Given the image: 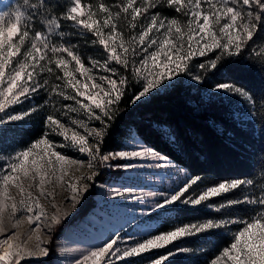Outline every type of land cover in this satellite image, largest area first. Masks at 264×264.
I'll list each match as a JSON object with an SVG mask.
<instances>
[{
  "label": "snow or ice",
  "instance_id": "6c2138e0",
  "mask_svg": "<svg viewBox=\"0 0 264 264\" xmlns=\"http://www.w3.org/2000/svg\"><path fill=\"white\" fill-rule=\"evenodd\" d=\"M165 9L170 10L169 14H165ZM69 23L73 35L84 38L96 48L102 61L90 57L85 63L77 44L65 39L64 28ZM258 40L264 44V0H16L14 6L7 5L6 11L0 10V112L7 115V120L0 117V124L37 112L38 106L20 115L8 114L7 109L32 100L42 92L46 95L39 107L59 96L64 101H74L90 120L100 124L89 127L84 120L69 117L68 122H63L56 115L48 114L43 120L42 134L7 157L0 155L3 160L0 163V264H22L26 259L48 257L50 248L42 236H47L51 244L49 234L69 214L55 203V188L70 192L63 203L71 202L74 208L79 203L78 198L101 175V168L136 170L138 175L143 169H160L175 174L178 181L168 192L141 190L137 193L126 187L100 184V188L108 189L107 200L104 192L100 193L99 204L105 211L123 208L127 201L144 204L148 197H159L153 199L148 208L141 209L143 215L168 211L175 206H201L225 196L218 207L213 204L207 207L217 213L235 209L248 215L232 218L228 214V218L180 224L158 234L148 233L140 239L124 238L121 229H114L107 239L74 256L69 264H137L128 258H143L179 239L219 230L227 231L231 238L210 255L206 264H264V183L258 185V195L249 194L257 187L251 178L223 180L201 187L204 178L189 175L167 155L146 146L135 132L129 141L135 146L130 150L127 146L115 152L102 150L110 122L118 111L114 106L126 95L130 80L113 65L120 66L124 72L130 71L131 79L139 85L130 99L131 103H136L182 73L201 81V76L192 72L193 68L215 70L225 57L245 53H255L264 59V49L259 47ZM217 50L220 54L209 58L207 63L192 64L196 57ZM93 70L101 74L96 75ZM211 91L251 99L244 89L228 82L216 83ZM64 107L68 112L77 111L76 107ZM53 135L62 139L57 141ZM69 147L89 157L87 167L91 171L88 175H72L73 166L78 171L84 162L59 150ZM236 191L240 193L237 198H227L228 193ZM42 199L55 209L51 215ZM6 213L13 229L22 223L21 215L28 225L35 227L22 238L20 233L4 227ZM44 221H47V231L41 228ZM232 226L238 227L233 229ZM33 239L35 245L29 247L28 242ZM76 251L63 248L61 254ZM175 254L168 250L148 257V264H164Z\"/></svg>",
  "mask_w": 264,
  "mask_h": 264
},
{
  "label": "trees",
  "instance_id": "16d2710c",
  "mask_svg": "<svg viewBox=\"0 0 264 264\" xmlns=\"http://www.w3.org/2000/svg\"><path fill=\"white\" fill-rule=\"evenodd\" d=\"M15 3L16 0H13L10 4ZM164 12L169 14L170 10L165 9ZM64 31L67 41L84 43V38L73 35L70 23ZM257 43L264 49V44L259 40ZM218 54L219 50L208 53L194 59L192 64L207 63L209 58H215ZM192 72L200 75L201 81L179 78L167 88L151 92L136 103H131L130 99L138 89L128 87L119 105L114 106L118 111L110 122L111 128L103 141L102 150L105 153L119 150L130 134L135 132L147 146L167 155L185 168L189 175L204 178L201 187L223 180L251 178L257 187L251 189L249 194L258 195V185L264 183V59L258 58L255 53H245L239 57H225L219 62L218 69L204 71L193 68ZM219 82H228L244 89L251 99L211 91V87ZM32 122L35 124L32 123L26 130L29 135L39 131L37 119ZM161 132L165 135H161ZM100 172L95 182L111 180L122 171L102 168ZM95 193L96 189L92 186L75 216L55 227L51 250L61 228L95 206ZM239 195V191H236L228 193L227 198L235 199ZM225 198L216 197L196 207L175 206L162 217L157 230L167 231L172 225L228 218V214L232 218L248 215L235 209L217 213L214 208L207 207L208 204L218 207ZM222 231L175 241L168 250L180 247L187 251L173 256L164 264H205L210 255L223 248L231 238L230 234ZM45 262L42 260L36 264Z\"/></svg>",
  "mask_w": 264,
  "mask_h": 264
},
{
  "label": "rangeland",
  "instance_id": "374dc122",
  "mask_svg": "<svg viewBox=\"0 0 264 264\" xmlns=\"http://www.w3.org/2000/svg\"><path fill=\"white\" fill-rule=\"evenodd\" d=\"M12 1L13 0H0V10L6 11L7 5L12 3ZM75 44H77L78 51L80 52L86 64L90 57H94L102 61V58L98 55V50L93 46H91L90 43L84 41L83 44L80 42H75ZM99 51H102V49H99ZM198 58L200 59L202 57L198 56L195 59ZM71 66L74 67V62ZM113 66L116 67L122 75H126L130 78L128 85L130 89L133 88L139 89V85L136 83V81L134 79H131L130 71L124 72L123 69L120 68V66L118 65H113ZM93 71L96 75L101 74L97 70H93ZM77 75H79V73H77ZM179 78H182L185 81L195 82V80L191 79L190 75L182 73L179 76L175 77L172 81H165V84L161 85L158 89L153 90V92L167 88L172 83L177 81V79ZM219 92L222 95L225 94L222 91ZM45 95L46 94L42 92L40 95L35 96L32 100L25 101L22 104L14 105L7 109L8 114L20 115L25 111L29 110L31 107L38 106V111L32 113L30 116H24L21 120L18 121H11L4 124H0V155L7 157L8 154L24 148L30 142L36 139L40 134H42V132L45 130L43 127V120L48 114L56 115L63 122H68V119L70 117L71 119H75V120H84V122L87 123L89 127L100 126L99 121L90 120L87 117V115L83 112V110L79 109L78 105H75L74 101L71 100L64 101L63 98L59 96H54L51 103L45 105L44 107H39L40 105H43L42 97H44ZM243 99H241L240 101H242ZM65 105H67L69 108L76 107L77 111L68 112L67 109L64 107ZM66 112L67 115H65ZM0 117H3L5 120H7V115L5 113L0 112ZM34 119L35 120L37 119L36 124H39L37 126L39 128V131L35 132L34 135H29L28 133H26V130L32 126V123L35 124L34 122H32ZM72 127L75 126L73 125ZM80 131L83 133V129H80ZM84 134L86 135V133ZM131 134L129 138L125 140L124 146L117 151L125 150L126 146L127 149L130 150L132 147L135 146L129 143L131 139ZM52 138L57 141H60L62 139L61 137H57L55 135H53ZM89 139L90 142H92L91 138ZM59 150L66 153L67 155L74 157L78 161L84 162L83 167H81L78 171L76 170V167L73 166V168L71 169L72 175L86 176L90 173L91 170L87 167V162L89 160V157L86 154H81L80 152L73 150L71 147L66 149H59ZM120 162L123 163V161ZM171 162L176 166L183 168L174 161L171 160ZM0 163H3V160H0ZM94 163H98V162H94ZM112 163H116V162L113 161ZM121 171L122 172L119 175L117 174L111 180L104 182L99 181L92 184V186H94L96 189V193L94 194L93 197L95 201V206L90 208L86 214L79 217V219H77L73 223L65 226L64 228H61L59 235L54 241L52 248L53 250H51L50 248L51 245L48 244V237L42 236L45 245L50 248V255L48 257L36 258L31 260L26 259L22 261V264H36L37 262H40L42 260L46 261L45 264H69V261H71L74 256H79L81 253H84L87 250H89L91 247L99 244L101 242V239H107L108 234L112 232L114 229H121V236L124 238H127L128 236H135L137 239L143 238L148 233L158 234L160 232H165L162 230L161 231L157 230V227L160 221L162 220V217L165 214L169 213V210L168 211L161 210L160 212H145L143 215L141 214L142 208L143 209L148 208L151 204V201L153 199H158L159 197L157 198L148 197L146 198L144 204H140L137 201H127L123 208L105 211L101 208L99 204V201L101 199L100 193L103 191L104 199L107 200L108 189H102L99 187V185L106 184L115 187H126L135 190L137 193H139L141 190L145 192L147 191L168 192L172 190L178 182L176 175L169 174L165 170H160V169H143L140 170L141 174L139 175L137 174L136 170H131V171L121 170ZM55 192H56L55 203L60 204L62 210L69 213L67 216H64L62 218V221H64L65 219L75 216L78 208L80 207V205H82L84 201L85 194L88 191L84 193L82 197L78 198L79 203L76 204L74 208L71 206V202H69L67 205L63 203L64 197L70 196V192L63 190L60 187H56ZM41 202L48 207L49 215H51V213L55 211V209H52L50 207L49 201H45L42 199ZM133 217H135V219H133ZM20 218L22 220V223L17 228L13 229L11 226L12 221L9 220L8 214L6 213L4 217V227L9 231H16L20 233L21 237L25 238L30 228L35 227V225L32 226L28 225L27 221L22 219V215L20 216ZM203 221H199V222H203ZM46 224L47 221L41 223V228L44 231H47ZM176 226L177 225H172L168 230ZM235 227L238 226H234L233 229H235ZM222 232L228 233L226 231H222ZM53 233L54 232H51L49 235H51L52 237ZM34 245H35L34 239L28 242L29 247H34ZM171 245L172 244H169L166 248H162L159 250H155L154 252L147 253L144 255L143 258L136 257V258H128V259L130 261L135 260L137 264H148V257H156L166 253ZM63 248L76 249L77 251L71 254L68 253L61 254V249ZM179 249L181 248L180 247L173 248L172 251L175 252L176 254L170 256L169 259L172 258L173 256L179 255L181 253ZM118 264H125V262H118Z\"/></svg>",
  "mask_w": 264,
  "mask_h": 264
},
{
  "label": "bare ground",
  "instance_id": "6f19581e",
  "mask_svg": "<svg viewBox=\"0 0 264 264\" xmlns=\"http://www.w3.org/2000/svg\"><path fill=\"white\" fill-rule=\"evenodd\" d=\"M20 230V229H19Z\"/></svg>",
  "mask_w": 264,
  "mask_h": 264
}]
</instances>
